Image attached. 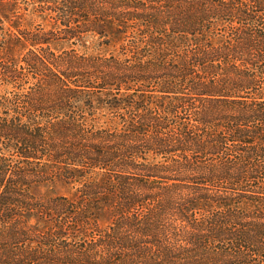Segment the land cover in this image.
<instances>
[{"label": "trees", "instance_id": "16d2710c", "mask_svg": "<svg viewBox=\"0 0 264 264\" xmlns=\"http://www.w3.org/2000/svg\"><path fill=\"white\" fill-rule=\"evenodd\" d=\"M0 264H264V0H0Z\"/></svg>", "mask_w": 264, "mask_h": 264}, {"label": "rangeland", "instance_id": "374dc122", "mask_svg": "<svg viewBox=\"0 0 264 264\" xmlns=\"http://www.w3.org/2000/svg\"><path fill=\"white\" fill-rule=\"evenodd\" d=\"M97 41V40H96ZM90 51L94 52H113L117 48L116 47H106L105 45L98 46L97 43H95V40H91L86 45ZM82 50H86V48H81ZM34 193L37 195H51V196H73L74 194V189L71 185H67L64 182H61L57 178H52L50 181H48L45 184H42L38 186L35 190ZM98 220L101 225H106L108 222V216L105 213H98Z\"/></svg>", "mask_w": 264, "mask_h": 264}]
</instances>
